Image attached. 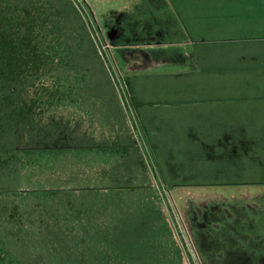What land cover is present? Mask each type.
<instances>
[{"label": "rangeland", "instance_id": "obj_1", "mask_svg": "<svg viewBox=\"0 0 264 264\" xmlns=\"http://www.w3.org/2000/svg\"><path fill=\"white\" fill-rule=\"evenodd\" d=\"M263 39L264 0H0V133L25 134L36 173H78L36 190L163 205L186 264H264ZM194 43L196 61L179 51ZM123 229L119 250L75 262L130 264ZM17 231L0 215V264L54 253Z\"/></svg>", "mask_w": 264, "mask_h": 264}, {"label": "crops", "instance_id": "obj_2", "mask_svg": "<svg viewBox=\"0 0 264 264\" xmlns=\"http://www.w3.org/2000/svg\"><path fill=\"white\" fill-rule=\"evenodd\" d=\"M262 43L264 44V39ZM163 47L146 45L148 51L152 53L157 51L158 56L163 55H159V52L166 51ZM196 47L197 44L194 43V47L190 46L182 48V50L179 48V51L187 50L188 54H193L196 61L195 51L200 50ZM261 48L260 43L255 46L258 53ZM252 51L254 49L250 48V52ZM258 53L255 63L261 61V56ZM158 56H155L153 61L158 60ZM145 58L149 59L150 56ZM198 66L200 67V64ZM261 66L264 67L263 61ZM253 78L258 79V82H264V74ZM262 88L264 90V86ZM256 109L257 113L262 111L259 107ZM43 157L51 158V155L39 156V158ZM36 158H38L36 157V147L30 143L26 144L25 134L16 137L13 142H8L6 132L0 133V215L7 222V226L21 228V231H17L18 234H23L24 230V236H28L29 240L36 228V253L42 249L54 252L43 264H78L79 262L75 261L78 257L82 259L83 254L86 255L83 258L86 260L95 257L97 259L104 258L102 253L119 250V243L116 240L122 234L120 228H126L123 229L126 233L123 234L126 248H123L122 252L128 254L130 264H186L187 256L169 226L170 222L164 213L163 205L104 204L94 202L93 199H88L79 193L72 196L71 188L62 189L55 185L42 186L36 190L37 175H55L53 178L45 179L57 180L73 179V176L78 174L73 172L36 173ZM36 192L47 194V199L36 201ZM19 194H22L23 198L15 199ZM74 201H80V203H74ZM37 207L40 209H36ZM186 210L189 209L178 210L176 208V211L182 212L184 216H187ZM139 211H149L151 214L145 219H138L142 216V212L138 214ZM36 214L39 216L37 219ZM193 220L197 222L195 216H193ZM55 228L58 232L68 234L64 236L47 235L48 232L55 231ZM76 228H80L82 231L79 241H75L77 238H71L73 237L72 232ZM109 230L112 232L109 233ZM107 232L114 238L109 240L100 238ZM130 236H134V238ZM74 242H79L75 248ZM19 247H23V245L17 248ZM17 248L13 249L16 253L18 252ZM77 252L79 254H76ZM232 256L233 254H230V258ZM244 264L246 263L244 262Z\"/></svg>", "mask_w": 264, "mask_h": 264}]
</instances>
